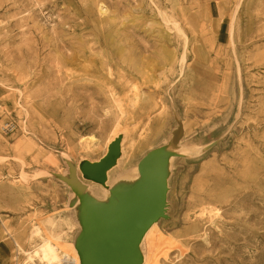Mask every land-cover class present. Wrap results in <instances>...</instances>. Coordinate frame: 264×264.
Returning <instances> with one entry per match:
<instances>
[{"label":"rangeland","instance_id":"1","mask_svg":"<svg viewBox=\"0 0 264 264\" xmlns=\"http://www.w3.org/2000/svg\"><path fill=\"white\" fill-rule=\"evenodd\" d=\"M115 133L111 189L176 155L153 264H264V0H0V264H43L51 234L70 252L67 179L102 199L79 165Z\"/></svg>","mask_w":264,"mask_h":264},{"label":"water","instance_id":"2","mask_svg":"<svg viewBox=\"0 0 264 264\" xmlns=\"http://www.w3.org/2000/svg\"><path fill=\"white\" fill-rule=\"evenodd\" d=\"M122 142L121 135L100 161L84 160L79 165L83 180L111 191L108 201L90 195L75 169L67 179L80 202L81 232L75 247L81 264H143L145 235L167 219L169 165L176 155L164 148L149 152L138 165V182L111 189L107 186L109 172L123 156Z\"/></svg>","mask_w":264,"mask_h":264},{"label":"bare ground","instance_id":"3","mask_svg":"<svg viewBox=\"0 0 264 264\" xmlns=\"http://www.w3.org/2000/svg\"><path fill=\"white\" fill-rule=\"evenodd\" d=\"M229 42L231 45L235 43V31H234L233 23L231 24V27H230ZM87 138H89L88 140L92 142L96 141V138L94 136H90ZM114 138H117V133H115L114 137L112 138V141L115 140ZM84 139L86 138H83V140ZM85 150L87 152H91L90 148H85ZM122 153H123V146H122ZM170 168H171V161L169 165V171H170ZM139 180H140V174H139V171H137V173L133 175L132 177H124L123 179H121V181L118 182V186H131L135 184L136 182H138ZM106 189L107 188H105V190ZM88 192L90 195H92L89 190ZM104 194L105 195H103L102 199H98V198L97 199L103 202L108 201V199L111 196V191L107 190ZM77 201H79V199H77ZM158 234H159V225L158 223H156L151 227V229L147 232L144 238L145 241L148 240L153 245V250H156V251H158L159 249V245H157V235ZM40 237L42 241L41 243L37 245V248L34 250L32 254H28L29 260L38 259L43 264H64V263L65 264H81L80 256L75 246L71 248L70 252L68 251L63 252L64 245H63V242L60 236L51 234L50 236H46V237L40 236ZM141 251L144 257L143 264H151V263L153 264L154 262H156L155 259L157 255H155V257L153 256L154 258L149 256L148 254L143 252L142 246H141ZM63 253H64V256H62ZM152 253L155 254V252L153 251ZM63 260H66V261L69 260V261L67 262L64 261L63 263Z\"/></svg>","mask_w":264,"mask_h":264}]
</instances>
